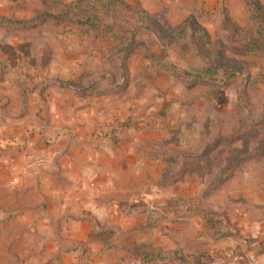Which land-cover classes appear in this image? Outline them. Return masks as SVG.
<instances>
[{"label": "rangeland", "instance_id": "obj_1", "mask_svg": "<svg viewBox=\"0 0 264 264\" xmlns=\"http://www.w3.org/2000/svg\"><path fill=\"white\" fill-rule=\"evenodd\" d=\"M256 242L264 0H0V264H239Z\"/></svg>", "mask_w": 264, "mask_h": 264}, {"label": "crops", "instance_id": "obj_2", "mask_svg": "<svg viewBox=\"0 0 264 264\" xmlns=\"http://www.w3.org/2000/svg\"><path fill=\"white\" fill-rule=\"evenodd\" d=\"M10 118H20V116H9ZM257 243V244H256ZM255 243V247L250 250L247 249L244 257H240L239 264H264V244L260 246L258 242ZM228 261H230L228 259ZM229 264H236V262H230Z\"/></svg>", "mask_w": 264, "mask_h": 264}, {"label": "trees", "instance_id": "obj_3", "mask_svg": "<svg viewBox=\"0 0 264 264\" xmlns=\"http://www.w3.org/2000/svg\"><path fill=\"white\" fill-rule=\"evenodd\" d=\"M256 9H255V13H258V11H261V7L259 5H255ZM182 74L183 76H185V79L187 80L186 76L189 78H192L194 80H199V79H202V77L200 75H197V74H193V73H190L189 71H186L183 69L182 71Z\"/></svg>", "mask_w": 264, "mask_h": 264}]
</instances>
